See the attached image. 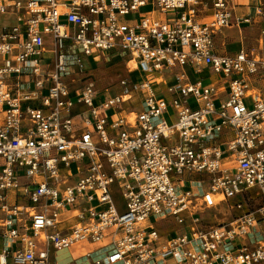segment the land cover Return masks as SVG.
Instances as JSON below:
<instances>
[{
    "label": "built area",
    "instance_id": "built-area-1",
    "mask_svg": "<svg viewBox=\"0 0 264 264\" xmlns=\"http://www.w3.org/2000/svg\"><path fill=\"white\" fill-rule=\"evenodd\" d=\"M253 1L255 17L238 0H0V264L79 247L67 264H264V27L257 47H225L264 24ZM66 40L128 52L143 80L72 89ZM237 197L229 221H203ZM167 218L179 227L160 234Z\"/></svg>",
    "mask_w": 264,
    "mask_h": 264
},
{
    "label": "rangeland",
    "instance_id": "rangeland-1",
    "mask_svg": "<svg viewBox=\"0 0 264 264\" xmlns=\"http://www.w3.org/2000/svg\"><path fill=\"white\" fill-rule=\"evenodd\" d=\"M239 2L243 3L245 1L239 0ZM248 3L258 4L257 1L253 0H249ZM150 9L151 7L149 6L148 8H145L144 11L148 12L150 11ZM8 18L0 12V30L12 23L13 19ZM66 21V17H63L61 19L62 23H65ZM229 34L233 35V38L232 40H230L229 44L226 43L228 45H225V47H227V51H230L231 49L232 51L240 49L242 44H246L247 41L244 37L245 32H243V35L241 36L237 29L233 28L230 30ZM218 43L222 45L224 42L222 40H218ZM62 49L68 56V72L65 74L64 78L72 89H77L78 87H80L82 85V81L84 80L93 79L96 82L98 88H100L101 90L112 88L117 92H122V89L119 86V82L122 78H131L133 81H142L144 78V75L138 69L134 71L127 70V65L124 60L132 58L128 52L111 51L101 52L100 54H96V56L94 57L85 56L82 54V51L77 45V43L73 40L63 41ZM96 58H100V61H96ZM154 82L159 83L158 86H160L161 89L160 91L158 90V94H160V92L163 91L162 81L159 82V79H157ZM165 94H169L166 89ZM174 113L175 109L172 106L170 107V114L173 115ZM168 119L170 123L174 122V119H171V117H169ZM66 175H70V171H66ZM113 197L119 210L122 213L125 212L126 201L121 195V193L118 190H115L113 192ZM240 199L241 197H237L230 200V202H224L221 206L217 207L216 209L204 211L201 214L203 221L209 224L215 223L217 221H229L234 214L239 213L236 209V202ZM230 204H233L235 207L231 209ZM64 227V224L61 225V228ZM155 227L158 229L160 234L167 235L170 231H172L173 229H177L179 226L177 225L174 219L167 218L165 220H159ZM257 228L260 229L261 225H259ZM83 248H86L88 251H92L97 247L84 245ZM70 251V253L67 250V252L65 251L58 254V260L61 264H67L71 261L72 257L74 258L80 255L81 247H79L78 249L73 248Z\"/></svg>",
    "mask_w": 264,
    "mask_h": 264
},
{
    "label": "crops",
    "instance_id": "crops-1",
    "mask_svg": "<svg viewBox=\"0 0 264 264\" xmlns=\"http://www.w3.org/2000/svg\"><path fill=\"white\" fill-rule=\"evenodd\" d=\"M243 1H245V2L242 3V2H239V0H238L237 3L239 5L243 6V7H241V9L242 8L246 9L244 11V13L247 15H251L252 17L257 16L258 5H260V3L258 2V4L257 3L256 4H250V3H248L249 0H243ZM241 9H239V10H241ZM263 27H264L263 23L242 24L240 27H234L235 29H237V31L239 32V34L241 36L243 35V32H245L244 37L246 38L247 42H246V44H242L240 48H242V47H257L259 45V40L261 38V29ZM231 29H232V27L229 29L228 32H230ZM232 38H233V35L229 34V41L232 40ZM238 51H239V49L233 50V51H232V49L230 51L228 50V52L230 54H234ZM1 62L2 61H0V64H1ZM163 81L166 83V87H167V85L173 84L174 79H173V77L170 76V77H167L166 79H164ZM6 84H7V88L11 91H14L18 88V84H17L16 80L13 78L7 79ZM160 89H161V87L159 88V91H160ZM162 90L163 91H161L160 94L165 95V87L163 88V86H162ZM122 92H123V90H122ZM138 95L140 96V93H138ZM138 108H139V106L137 105V106H134L133 109H134V111H137ZM2 122H3V116L0 114V124H2ZM19 199H21V198H19ZM12 200H15V197H12ZM74 222H75V220H69L68 223H66V226L71 225ZM262 227L264 229V225H262L260 229L258 228V231L261 232V234H264V230L262 229ZM5 244H6V242L4 240L0 239V251L3 249ZM70 252L71 251L69 250V253ZM10 264H12V263L10 262Z\"/></svg>",
    "mask_w": 264,
    "mask_h": 264
},
{
    "label": "bare ground",
    "instance_id": "bare-ground-1",
    "mask_svg": "<svg viewBox=\"0 0 264 264\" xmlns=\"http://www.w3.org/2000/svg\"><path fill=\"white\" fill-rule=\"evenodd\" d=\"M95 60H96V61H100V58H96ZM125 63H126V65H127V70H128V71H134V70L137 69V62H136L135 59H133V58L126 59V60H125ZM162 86L165 87V89H166V83H165L164 81L162 82ZM68 251H69V250H68ZM61 252H65V251H61ZM61 252H59V253H61ZM66 252H67V251H66Z\"/></svg>",
    "mask_w": 264,
    "mask_h": 264
}]
</instances>
